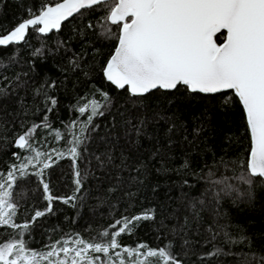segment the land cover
<instances>
[{"label": "trees", "instance_id": "16d2710c", "mask_svg": "<svg viewBox=\"0 0 264 264\" xmlns=\"http://www.w3.org/2000/svg\"><path fill=\"white\" fill-rule=\"evenodd\" d=\"M62 1L0 0V36ZM103 15L96 6L50 37L32 29L19 44L0 46V172L22 162L13 153L28 155L14 141L36 125L35 149L67 152L72 132L79 134L86 124L87 113L78 108L93 99L104 103L102 93L109 97L103 115L85 128L75 166L69 156L56 159L53 153L42 177L17 180V223L47 208L41 179L53 197H75L67 204L52 201V212L24 234L28 247L46 251L77 234L91 240L114 231L115 220L153 210V219L135 222L130 234L118 237L121 245L167 246L182 264H264V180L252 178L249 186L237 179L246 172L250 147L241 103L233 92L204 96L180 87L132 97L116 89L103 69L119 29L111 26L108 37L98 26ZM225 177L230 191L212 183ZM5 231L0 242L13 236L0 229Z\"/></svg>", "mask_w": 264, "mask_h": 264}, {"label": "snow or ice", "instance_id": "6c2138e0", "mask_svg": "<svg viewBox=\"0 0 264 264\" xmlns=\"http://www.w3.org/2000/svg\"><path fill=\"white\" fill-rule=\"evenodd\" d=\"M94 6H102L103 22H98V26L108 37L112 35L111 26L119 29L115 37L118 45L103 69L106 80L117 89L127 90L132 97L180 87L201 94L231 90L246 113L250 136L246 172L237 179L249 186L252 178L264 180V0H63L42 8L0 36V46L24 41L29 28L41 34L59 31L69 17ZM101 95L104 103L93 99L78 108L81 115L87 113L86 124L79 134L72 132L67 152L35 149L34 133L40 125L15 139L17 149L32 154L22 157L13 153L22 162L0 172V229L13 232L8 241L0 242V264H151L152 258L157 264H182L167 246L153 249L143 243L136 247L119 243L118 237L130 234L135 222L153 219V210L115 220L111 225L114 231L104 230L91 240L77 234L48 245L42 252L30 249L23 239L32 223L52 212L54 199L67 204L75 197H53L48 183L41 179L49 202L47 208L34 210L30 221L17 223L19 205L13 200L17 180L31 174L42 177L44 170L52 166L53 153L56 159L69 156L75 166L80 145L86 139L85 128L96 116L103 115L101 109L109 101L107 93ZM50 102L54 106L56 99L50 98ZM37 165L38 171L29 172ZM75 176L78 190L79 170ZM227 180L225 177L212 183L223 184L222 190L230 191L233 186ZM4 234L6 231L0 232Z\"/></svg>", "mask_w": 264, "mask_h": 264}, {"label": "water", "instance_id": "95a60500", "mask_svg": "<svg viewBox=\"0 0 264 264\" xmlns=\"http://www.w3.org/2000/svg\"><path fill=\"white\" fill-rule=\"evenodd\" d=\"M63 2V1H62ZM49 6H51V5H49ZM52 6H54V5H52ZM94 7H96V6H94ZM85 10H88V9H82L81 10V12H83V11H85ZM80 12V13H81ZM80 13H75L73 16H71V17H69V19L68 20H66V21H64L62 24H61V28H60V30L59 31H56V30H53L52 32H50V33H48V34H41V33H39L38 31V34L40 35V36H42V37H50V36H52L53 34H55V33H59L61 30H62V28H63V26L66 24V23H68L69 21H71L74 17H76L77 15H79ZM39 27V26H38ZM30 30H32V28H29V30H28V32L26 33V35H25V38L28 36V34H29V32H30ZM219 35V34H218ZM24 38V39H25ZM118 45V44H117ZM114 54V53H113ZM109 82V81H108ZM110 83V82H109ZM111 84V83H110ZM114 86V85H113ZM115 87V86H114ZM116 88V87H115ZM117 89V88H116ZM118 90H120V89H118ZM120 91H124V90H120ZM155 91H159V89H157V90H153L152 92H150V93H148V94H146L145 96H147V95H149V94H151V93H153V92H155ZM160 91H164V92H173V91H176V90H160ZM227 92H232L231 90H227L226 92H222V93H227ZM190 93H192V92H190ZM222 93H216V94H202V95H204V96H213V95H218V94H222ZM199 94H201V93H199ZM144 97V96H143ZM238 99V98H237ZM242 105V104H241ZM243 108V107H242ZM245 113V112H244ZM245 116H246V113H245ZM256 178H259V177H256Z\"/></svg>", "mask_w": 264, "mask_h": 264}, {"label": "rangeland", "instance_id": "374dc122", "mask_svg": "<svg viewBox=\"0 0 264 264\" xmlns=\"http://www.w3.org/2000/svg\"><path fill=\"white\" fill-rule=\"evenodd\" d=\"M31 154H32V153H28V155H26V157L29 156V155H31ZM20 163H21V162H20Z\"/></svg>", "mask_w": 264, "mask_h": 264}]
</instances>
